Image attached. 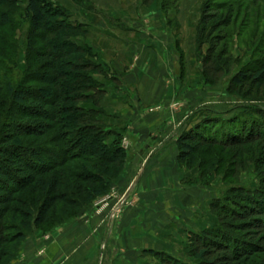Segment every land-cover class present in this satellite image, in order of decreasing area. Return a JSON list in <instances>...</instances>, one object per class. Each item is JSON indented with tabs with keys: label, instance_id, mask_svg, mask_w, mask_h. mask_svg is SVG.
<instances>
[{
	"label": "trees",
	"instance_id": "16d2710c",
	"mask_svg": "<svg viewBox=\"0 0 264 264\" xmlns=\"http://www.w3.org/2000/svg\"><path fill=\"white\" fill-rule=\"evenodd\" d=\"M227 1L206 0L201 9L196 30L201 73L209 86H218L232 74L226 92L249 104L220 125L206 118L178 140L182 167L198 169L203 177L227 167L226 180L233 183L223 198L210 205L215 227L190 236L188 255L194 264H264V108L260 106L264 104V42H257L264 24V0ZM157 2L165 18L177 8L176 0H142L147 8ZM244 11L247 17L255 12L257 31L253 44L243 42L247 47L256 45L247 65L232 50L235 34L241 36ZM2 15L0 8V23ZM23 17L30 26L27 79L38 86L17 82L5 68L0 70V261L7 257L6 247L23 238L21 228L48 227L68 211L108 194L110 180L130 159L120 144H102L115 135L102 121L107 91L95 78L107 74L92 61L90 50L70 40L81 34V27L67 22L64 11L51 10L46 0H29ZM1 57L7 61L2 52ZM26 138L42 143L29 147L18 142ZM86 147L92 150L88 157L95 161L94 172H83L74 182L55 173L70 159L87 156ZM251 167L258 185H239ZM31 190L37 197H30ZM149 254L159 264H185L165 254Z\"/></svg>",
	"mask_w": 264,
	"mask_h": 264
},
{
	"label": "rangeland",
	"instance_id": "374dc122",
	"mask_svg": "<svg viewBox=\"0 0 264 264\" xmlns=\"http://www.w3.org/2000/svg\"><path fill=\"white\" fill-rule=\"evenodd\" d=\"M46 1L51 5V10L64 11L67 22L81 27V34L73 35L70 40L90 50L93 57L95 56L92 61L101 65L107 74L95 75V78L107 91V96L120 92L122 97L119 102L136 105L134 99L137 91L127 90L123 77L113 72L112 67L102 64L105 61L103 54L95 50V47L103 49V44L106 49V40L102 38H108L107 42L113 43V39L117 40L121 35L124 39L120 40L123 49L141 45L140 55L143 52L151 54L149 51L152 50L157 55L164 56L167 55L166 45L170 47L174 72L178 78L175 76L174 81L171 80V84L169 82V90L174 88L179 91L178 94L181 89L186 90L187 101L192 105V109L184 114V121L177 128L176 145L184 132L206 118H212L220 125L223 120H230L241 114V106H248L249 102L226 92L232 74L218 86L206 85L203 79L202 56L197 51L196 30L206 0H176L177 8L170 11L168 18H165L160 2L147 8L142 0ZM213 1L216 4L229 3L227 0ZM28 2L29 0H0V8L3 10L0 23V70L5 68L17 82L28 83V86L37 88L38 85L27 79L31 64V54L27 50L30 26L23 14ZM251 13L248 16L250 21L246 22L248 17L246 11L243 12L246 18L242 15L239 22L241 27L238 32L241 36L239 38L235 34L232 47L234 55L241 57L246 65L256 49V45L243 46L245 41L250 44L255 42L251 41L252 35L257 32L252 16L255 12ZM261 26L262 31L257 41L259 44L264 42V24ZM143 35L148 37L145 38L148 41ZM125 36L130 37L125 39ZM108 46L113 47L112 44ZM120 51L118 48L117 52ZM1 52L6 55L7 61H3ZM236 70L234 68L233 73ZM180 76L182 79H179ZM177 99L175 95L176 102L168 108L157 100H152L151 104L144 103L142 108L149 115H156L167 109L170 113H175L178 109L175 105ZM102 104L101 107L106 113L102 117L106 130L114 132L115 135L120 134L119 137L109 136L102 144L108 147L120 144L130 157L120 175L110 180L109 193L84 203L77 210L68 211L67 215L60 214L48 227L32 225L29 229L21 228L23 238L6 247L4 253L7 257L0 264H159L158 258L149 252L165 254L185 264H194L188 255L190 236L212 229L217 224V219L210 212V205L214 200L223 198L233 185L226 180L227 167L218 168L220 172L214 171L203 177L200 170H190L180 165L177 145V162L181 173L177 186L169 185L162 189L156 183L152 186L153 190L148 192L140 184V177L148 162L142 160L145 157L142 151L155 138L137 133L130 137L126 127L128 122L122 120V114L115 107L118 103L114 102L113 106L105 109ZM260 106L264 108V104ZM83 107L93 108L91 104H84ZM139 124L145 127L144 122ZM160 135L156 137V141L160 140ZM18 142L29 147H37L42 143L34 138L21 139ZM87 150V147L83 149L88 153L83 159L74 157L65 166L57 168L55 173L65 180H73L83 172H94L92 168L95 161L88 157L92 150ZM139 157L142 158L141 163L138 161ZM171 172L172 169L169 170V175L173 182L174 176ZM189 181L197 184L187 185ZM239 185L246 188L258 185V177L252 167L241 176ZM183 190H187L185 194ZM30 192V197H37L32 190ZM149 197L154 198L150 200ZM122 226L125 228L121 232ZM133 240L138 243L134 244Z\"/></svg>",
	"mask_w": 264,
	"mask_h": 264
},
{
	"label": "crops",
	"instance_id": "0c3cea01",
	"mask_svg": "<svg viewBox=\"0 0 264 264\" xmlns=\"http://www.w3.org/2000/svg\"><path fill=\"white\" fill-rule=\"evenodd\" d=\"M105 35L107 36L109 34ZM166 35L168 36V34ZM143 36L144 39H148L147 36ZM118 37L121 39H113V43L111 41L107 42L108 38L105 39L101 37L102 40H106L107 47L105 49L106 45L103 44V49L95 47V50L103 54L105 61H102V64L112 67L111 69L113 72L115 71L123 77L125 81H123V83L127 87V90L137 91L134 99L136 105L119 102L118 100L122 95L120 92H117L111 93L105 98L102 104L103 108L105 109L113 106L112 104H114V102L118 103L115 107L117 111L122 114V120L128 122L126 127L129 129L127 133H129L130 137L131 134L136 136L137 133L139 135H151L155 138V141L152 142L151 145L148 144L144 147L142 154H144L145 157H143V159L140 157L138 158L139 162L141 159L144 161L148 160L144 167V173L140 177V184H142L143 188L150 192L153 190L152 186L156 183L160 184V186L163 187L162 189L169 185L176 187L181 173L177 162L178 151L175 133L177 128L182 124V121H184V114L189 111L190 108L192 109V105L187 101L186 90L181 89V93L179 94V91L174 90V88L169 90L168 84L169 82L171 84V80L174 81L176 76L173 66L174 63L171 59L172 52L169 49L170 47L166 45L167 55L159 56L152 50L149 51L151 54H145L143 52L142 55H140L139 48L141 45H132L129 49L125 48L124 50L120 42V40L123 41L124 39H122L123 37H121V35ZM128 37L130 36H125V39ZM118 41L120 42L119 44ZM108 44H112L113 47H109ZM118 48L121 49L120 52H117ZM176 77L178 78V76ZM179 79H182V77L180 76ZM199 79L201 80V75ZM175 95L178 97V102L175 104L178 109H176L175 113H170L169 109H167L159 114L149 115L146 110L142 108L145 105L144 103L151 104L154 100L161 102L162 105L164 104V106L168 108L176 102L174 101ZM139 122H144L145 127L140 125ZM159 135L160 140L156 141V137ZM161 136L165 137L161 138ZM170 169H172L171 173L174 176L173 182L169 175ZM186 191L187 190H183V194H185L184 192ZM166 192L169 193V191ZM153 198L154 197H149L150 200ZM123 228H125V226L120 228L121 232ZM133 242L134 244L138 243L135 240H133Z\"/></svg>",
	"mask_w": 264,
	"mask_h": 264
}]
</instances>
